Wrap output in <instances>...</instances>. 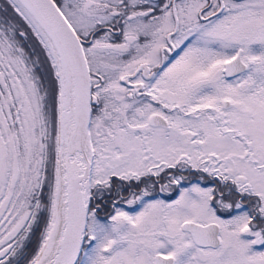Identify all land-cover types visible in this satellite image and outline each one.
<instances>
[{
    "label": "snow or ice",
    "instance_id": "obj_1",
    "mask_svg": "<svg viewBox=\"0 0 264 264\" xmlns=\"http://www.w3.org/2000/svg\"><path fill=\"white\" fill-rule=\"evenodd\" d=\"M0 264H264V0H0Z\"/></svg>",
    "mask_w": 264,
    "mask_h": 264
}]
</instances>
